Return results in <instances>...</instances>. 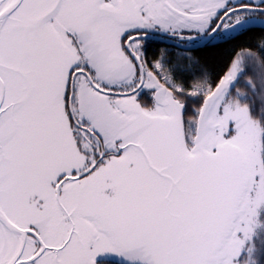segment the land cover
I'll list each match as a JSON object with an SVG mask.
<instances>
[{
	"label": "snow or ice",
	"instance_id": "6c2138e0",
	"mask_svg": "<svg viewBox=\"0 0 264 264\" xmlns=\"http://www.w3.org/2000/svg\"><path fill=\"white\" fill-rule=\"evenodd\" d=\"M0 264H264V0H0Z\"/></svg>",
	"mask_w": 264,
	"mask_h": 264
}]
</instances>
